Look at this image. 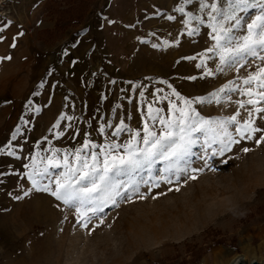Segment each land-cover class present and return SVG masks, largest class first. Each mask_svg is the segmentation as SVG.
Instances as JSON below:
<instances>
[{
  "label": "rangeland",
  "instance_id": "374dc122",
  "mask_svg": "<svg viewBox=\"0 0 264 264\" xmlns=\"http://www.w3.org/2000/svg\"><path fill=\"white\" fill-rule=\"evenodd\" d=\"M181 5L205 19L198 34L187 35L186 17L174 10ZM0 28V148L16 153H0V264H230L236 256L264 264V141L256 142L264 131L214 157L217 145L205 151L197 133L186 174L165 182L161 161L133 173L138 192L118 197L87 228L24 176L31 158L81 147L86 137L126 140L111 136L115 126L141 128L149 104L164 114L170 102L183 107L174 91L205 97L255 71L260 61L250 59L238 71L204 75L219 61L205 54L213 41L197 0H0ZM201 56L206 68H197ZM228 95L193 107L205 119L247 120L248 98ZM106 123L113 127L102 135ZM255 124L264 129V119Z\"/></svg>",
  "mask_w": 264,
  "mask_h": 264
},
{
  "label": "snow or ice",
  "instance_id": "6c2138e0",
  "mask_svg": "<svg viewBox=\"0 0 264 264\" xmlns=\"http://www.w3.org/2000/svg\"><path fill=\"white\" fill-rule=\"evenodd\" d=\"M184 3L190 4L192 0H184ZM197 3L198 12L207 18L209 37L213 41L205 54H210L207 55L208 59L218 58L219 61L214 70L205 72L206 77L238 71L250 59L260 63L256 65L254 72H248L240 78L238 85L234 81L230 82L205 97L186 99L174 91L172 95L182 101L183 107L170 102L167 114H164L163 109H154L149 104L143 126L139 129H133L121 120L111 136L119 138L122 133H127L126 140L109 138L104 144H96L86 137L81 147L62 154L53 151L51 157L31 158V164L24 166L27 170L24 176L31 181L32 190L50 194L60 202L58 207L62 204L69 211H74L78 216L76 223L81 226L87 228L96 213L102 212L106 206H114L118 197L131 199L126 194L130 190L138 192L140 186L133 173L145 169L150 171L157 161L168 165L164 169L166 175L162 177L165 182L171 183L173 177L178 179L181 174H186L191 168L188 158L199 139L197 133L204 137L205 151L217 145L219 151L213 149L211 152L214 157L230 151L232 145L240 143V140L252 139L256 132L264 131L255 124L256 118L264 119V116L254 117V114L264 113V107L258 106L264 101V0H197ZM174 10L186 17L183 24L188 28V36L198 34L200 26L205 25V19L191 11L186 13L183 5ZM249 10H255V14L246 19ZM168 19L174 20L175 17L168 16ZM237 30L243 31L237 35ZM197 68H206L203 56ZM229 93L248 98L246 103L252 105V108L248 110L247 120L237 121L236 115L226 120L205 119L193 107L194 104L207 106L230 100ZM236 103L240 108L246 107L243 101ZM67 119L71 120L72 117ZM230 125L235 126L234 131L239 139L234 138L229 131ZM105 127L112 128L113 125L106 123L105 126H100L99 132L102 135L105 134ZM12 139L15 140V136ZM261 141H264V136L256 142ZM8 147L10 149L11 145ZM244 151L249 149L245 148ZM0 153L16 156L15 151L5 153L3 148H0ZM58 156L60 159H57ZM181 162L184 166H181ZM50 168H61L62 171L53 175ZM120 177L128 179L121 180ZM149 180L154 178L150 176L143 183H148ZM24 195H28V192L25 191Z\"/></svg>",
  "mask_w": 264,
  "mask_h": 264
},
{
  "label": "bare ground",
  "instance_id": "6f19581e",
  "mask_svg": "<svg viewBox=\"0 0 264 264\" xmlns=\"http://www.w3.org/2000/svg\"><path fill=\"white\" fill-rule=\"evenodd\" d=\"M264 230V227L261 228V232ZM238 259H240L239 256L234 257L231 261L230 264L235 263ZM244 260V259H243ZM247 264H251V261L247 262Z\"/></svg>",
  "mask_w": 264,
  "mask_h": 264
},
{
  "label": "water",
  "instance_id": "95a60500",
  "mask_svg": "<svg viewBox=\"0 0 264 264\" xmlns=\"http://www.w3.org/2000/svg\"><path fill=\"white\" fill-rule=\"evenodd\" d=\"M232 264H246V263L240 258L235 263H232ZM251 264H257V263L252 262Z\"/></svg>",
  "mask_w": 264,
  "mask_h": 264
}]
</instances>
